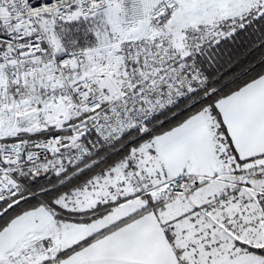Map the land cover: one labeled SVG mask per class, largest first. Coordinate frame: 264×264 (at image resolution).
<instances>
[{"label":"snow or ice","instance_id":"snow-or-ice-1","mask_svg":"<svg viewBox=\"0 0 264 264\" xmlns=\"http://www.w3.org/2000/svg\"><path fill=\"white\" fill-rule=\"evenodd\" d=\"M0 264H264V0H0Z\"/></svg>","mask_w":264,"mask_h":264}]
</instances>
